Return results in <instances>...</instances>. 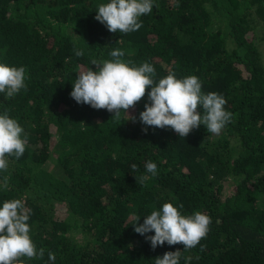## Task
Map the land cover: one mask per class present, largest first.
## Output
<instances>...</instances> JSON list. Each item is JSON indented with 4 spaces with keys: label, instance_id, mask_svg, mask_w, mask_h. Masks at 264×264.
I'll return each mask as SVG.
<instances>
[{
    "label": "trees",
    "instance_id": "trees-1",
    "mask_svg": "<svg viewBox=\"0 0 264 264\" xmlns=\"http://www.w3.org/2000/svg\"><path fill=\"white\" fill-rule=\"evenodd\" d=\"M0 264H264V0H0Z\"/></svg>",
    "mask_w": 264,
    "mask_h": 264
},
{
    "label": "rangeland",
    "instance_id": "rangeland-1",
    "mask_svg": "<svg viewBox=\"0 0 264 264\" xmlns=\"http://www.w3.org/2000/svg\"><path fill=\"white\" fill-rule=\"evenodd\" d=\"M63 209H64V208H61V209H59L58 211H60V212L62 211V212H63Z\"/></svg>",
    "mask_w": 264,
    "mask_h": 264
},
{
    "label": "built area",
    "instance_id": "built-area-1",
    "mask_svg": "<svg viewBox=\"0 0 264 264\" xmlns=\"http://www.w3.org/2000/svg\"><path fill=\"white\" fill-rule=\"evenodd\" d=\"M206 103H208V102L206 101Z\"/></svg>",
    "mask_w": 264,
    "mask_h": 264
}]
</instances>
